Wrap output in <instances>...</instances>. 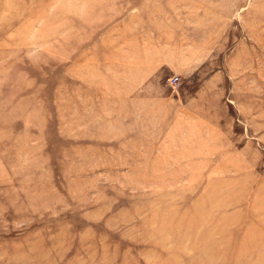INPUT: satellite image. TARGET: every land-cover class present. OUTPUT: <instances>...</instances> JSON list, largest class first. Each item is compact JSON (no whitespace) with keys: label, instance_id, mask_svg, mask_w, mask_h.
<instances>
[{"label":"rangeland","instance_id":"1","mask_svg":"<svg viewBox=\"0 0 264 264\" xmlns=\"http://www.w3.org/2000/svg\"><path fill=\"white\" fill-rule=\"evenodd\" d=\"M264 264V0H0V264Z\"/></svg>","mask_w":264,"mask_h":264},{"label":"bare ground","instance_id":"2","mask_svg":"<svg viewBox=\"0 0 264 264\" xmlns=\"http://www.w3.org/2000/svg\"><path fill=\"white\" fill-rule=\"evenodd\" d=\"M256 264H258V263H256Z\"/></svg>","mask_w":264,"mask_h":264}]
</instances>
